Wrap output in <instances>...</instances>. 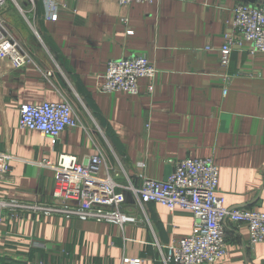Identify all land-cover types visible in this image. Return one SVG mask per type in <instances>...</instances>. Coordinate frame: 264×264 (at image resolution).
Returning a JSON list of instances; mask_svg holds the SVG:
<instances>
[{
	"label": "crops",
	"instance_id": "0c3cea01",
	"mask_svg": "<svg viewBox=\"0 0 264 264\" xmlns=\"http://www.w3.org/2000/svg\"><path fill=\"white\" fill-rule=\"evenodd\" d=\"M56 1L57 20L42 0H8L2 14L7 34L32 62H0V152L13 155L0 198L51 202V165L61 154L79 161L102 154L105 174L136 187L145 178L166 179L182 159L212 157L226 206L264 212V52L251 54L244 42L227 71L220 64L235 7L264 0ZM131 55L150 58L156 78L140 79L136 95L101 91L108 62ZM45 101L70 103L81 124L56 140L20 127L21 105ZM125 191L123 210L135 223L32 211L5 218L0 264H165L166 247L192 233L193 213L140 204ZM226 237L227 253L214 264H264V243L250 246L246 226L227 222Z\"/></svg>",
	"mask_w": 264,
	"mask_h": 264
},
{
	"label": "built area",
	"instance_id": "2783aa9c",
	"mask_svg": "<svg viewBox=\"0 0 264 264\" xmlns=\"http://www.w3.org/2000/svg\"><path fill=\"white\" fill-rule=\"evenodd\" d=\"M42 1L47 17L57 20L60 10L57 1ZM118 1L121 5H131L153 4L157 0ZM7 2L0 0V62L9 61L14 68H22L31 63L32 58L21 50L5 30L2 14ZM244 42L252 45L251 54L264 52V4L240 3L235 7L232 28L225 34V41L220 48V64L226 71L235 47ZM157 73L153 61L145 55L112 59L108 62L104 82L99 89L106 93L125 92L136 95L140 93V79L154 80ZM226 78H229V73ZM154 87L153 83L149 85L150 93H153ZM226 92L227 89H224ZM80 124L68 102L45 101L20 107V127L39 131L53 140L58 139L67 129L76 128ZM12 160L13 155L10 153L0 152V183L10 174ZM105 166L102 154L91 155L83 161H79L75 155L61 154L58 163L51 165L55 170L52 201L42 203L20 198L9 201L0 198V225L5 218H21V211L116 225L135 223L136 217L123 210L126 203L125 190H128L140 204L156 202L171 211L182 209L193 213L192 233L174 240L166 247L163 256L165 264H214L221 260L227 253V222H232L237 228H248L250 246L264 243V212L226 206L219 190V168L212 157L182 159L166 179L145 178L140 187L121 185L111 173H104ZM99 191L103 192V196ZM86 196L90 200L84 201ZM93 201L109 206H97L92 204ZM124 261L140 264L141 259L125 258Z\"/></svg>",
	"mask_w": 264,
	"mask_h": 264
},
{
	"label": "rangeland",
	"instance_id": "374dc122",
	"mask_svg": "<svg viewBox=\"0 0 264 264\" xmlns=\"http://www.w3.org/2000/svg\"><path fill=\"white\" fill-rule=\"evenodd\" d=\"M3 20H4V18H3Z\"/></svg>",
	"mask_w": 264,
	"mask_h": 264
}]
</instances>
